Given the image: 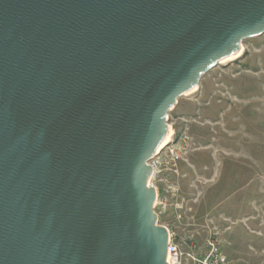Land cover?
Returning <instances> with one entry per match:
<instances>
[{"label": "water", "instance_id": "water-1", "mask_svg": "<svg viewBox=\"0 0 264 264\" xmlns=\"http://www.w3.org/2000/svg\"><path fill=\"white\" fill-rule=\"evenodd\" d=\"M264 0H0V264H168L151 158Z\"/></svg>", "mask_w": 264, "mask_h": 264}, {"label": "rangeland", "instance_id": "rangeland-1", "mask_svg": "<svg viewBox=\"0 0 264 264\" xmlns=\"http://www.w3.org/2000/svg\"><path fill=\"white\" fill-rule=\"evenodd\" d=\"M243 47L169 113L190 151L155 212L180 237L219 232L234 264H264V36Z\"/></svg>", "mask_w": 264, "mask_h": 264}, {"label": "built area", "instance_id": "built-area-1", "mask_svg": "<svg viewBox=\"0 0 264 264\" xmlns=\"http://www.w3.org/2000/svg\"><path fill=\"white\" fill-rule=\"evenodd\" d=\"M188 137L172 139L166 147L159 150L148 162L151 168L150 185L156 190L155 208L162 203L161 191L173 190L172 181L180 175L179 163L189 153ZM169 234L168 264H234L223 251L220 233L211 232L202 242L195 236L180 237L165 227Z\"/></svg>", "mask_w": 264, "mask_h": 264}, {"label": "bare ground", "instance_id": "bare-ground-1", "mask_svg": "<svg viewBox=\"0 0 264 264\" xmlns=\"http://www.w3.org/2000/svg\"><path fill=\"white\" fill-rule=\"evenodd\" d=\"M243 52H244V47H241V51H240L238 54H236L233 58H230V59H226V60H224V62H226V61H231V60H233V59H237V58H239V57L242 55ZM197 88H198V87L194 88L193 90H191V91L188 92L187 94L196 92V91L198 90ZM168 130H170V137H169L168 140L165 142L166 144H164L159 150L163 149L164 147H166L167 145H169V143L172 142V139H173V136H174V130H173V128H172L170 125L168 126Z\"/></svg>", "mask_w": 264, "mask_h": 264}]
</instances>
